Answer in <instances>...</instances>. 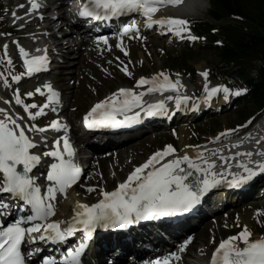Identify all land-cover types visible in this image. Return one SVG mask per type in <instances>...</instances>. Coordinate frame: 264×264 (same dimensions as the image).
<instances>
[{
  "label": "snow or ice",
  "instance_id": "1",
  "mask_svg": "<svg viewBox=\"0 0 264 264\" xmlns=\"http://www.w3.org/2000/svg\"><path fill=\"white\" fill-rule=\"evenodd\" d=\"M28 3L30 6L27 8L26 16L41 7L37 0H28ZM179 3L181 0H83L74 19L106 21L129 17V20L121 21L119 37H131L134 34L135 38H141L140 29L144 28L159 30L162 35L171 34L180 40L202 39L190 34L188 27L190 22L186 19L172 16L157 18L154 15L161 7L175 6ZM23 7V4L18 5V8ZM12 16L14 23L20 18L16 12H13ZM51 18L57 19L56 16ZM19 27L23 28L24 25L21 24ZM94 41L97 46L100 42L104 45L109 44L105 35H96ZM12 43L18 48L24 69L23 72L11 74L12 82H19L22 77H31L33 74L48 70L49 59L46 49L43 54L30 55L17 41ZM116 47L128 55L119 39ZM36 52L40 53L41 49H36ZM0 63L5 65L4 71H0V79L7 89L11 84L9 79L4 78L5 71L12 65V60L8 57L7 44L3 46ZM121 71L131 76L127 65L122 67ZM198 74L203 78V94L200 98L182 94L181 89L186 86L182 84L179 73L175 74L176 79L173 80L166 72L161 71L150 78L141 76L136 79L135 85L141 89L140 91L121 87L94 103L84 114L83 124L88 129L128 127L140 122L143 117L166 116L168 101H173L175 108L179 110L192 100L191 106L196 108L198 99L207 103L217 94H222L227 100L230 95H240L246 91V89L233 91L223 84L210 86L208 81L210 73L207 69ZM42 87L47 91V100L40 105L26 103L18 89L14 93L15 105L22 107L26 118L20 113H13L0 107V217L6 220L10 209L21 207L15 204L17 200L28 210L27 215H21L12 222L5 224L0 220V264H29L32 258L40 254V248L33 246L37 241L51 242L59 246L77 233L82 234L81 239L74 246L67 247L66 251L59 255L58 260L47 255L41 257L40 264H82V253L86 251L87 243L97 228L124 229L138 221L189 213L209 191L218 186L239 188L258 173L264 174V148L261 147H257L255 151L236 150L225 154L227 146L209 152L198 145H185L195 148V154L174 155L177 150L172 145H166L162 150L152 153L143 163L135 166L127 177L110 191L99 185H81L89 194L97 192L96 202L88 204L77 201L70 218L63 221L51 219L56 214L58 196L66 195L68 190L80 181L82 169L75 162L66 125L60 123L58 119H52L44 126L30 123L42 116L46 108H51L53 112L57 111L55 105L59 103L60 93L47 83ZM34 91L44 95L41 87H36ZM146 93H161L162 98L153 103H145L142 97ZM164 93L170 94L163 95ZM24 95L33 97L34 92L28 91ZM4 103L9 104L11 101L5 100ZM248 123L250 120L237 125L234 129H225L212 137L210 142L227 139ZM49 129L52 132L63 129L65 132L64 136L52 139L50 147V138L45 135ZM28 133H32V136ZM37 135L38 140L33 138ZM249 139L250 136H245L232 144L231 148L239 149ZM262 143L264 136L255 141L257 146ZM41 146L45 150L34 151ZM42 163L46 164V175L40 174L45 181L43 185L38 182L40 177L33 174ZM256 215H261V210H256ZM190 242V237L185 238L176 251L158 257L150 264H171L173 260L179 262L182 258L180 254ZM209 264H264V235L252 238L251 231L244 226L238 233L219 241L211 252Z\"/></svg>",
  "mask_w": 264,
  "mask_h": 264
},
{
  "label": "rangeland",
  "instance_id": "2",
  "mask_svg": "<svg viewBox=\"0 0 264 264\" xmlns=\"http://www.w3.org/2000/svg\"><path fill=\"white\" fill-rule=\"evenodd\" d=\"M0 3L3 7L2 12L5 13L3 14L4 22L7 27H11L14 23V17L12 16L13 7L17 6V3L15 0H0ZM208 9V0H184L178 5L165 9V14H162V16L167 17L172 15L173 17L186 19L190 22L188 27L191 29L190 24L192 22L207 20L205 15ZM31 21L26 24L22 22L17 23V20H15L14 24H16V29H19L17 35L19 38V45L24 48L26 47L29 54L32 55L37 54L36 49L40 47L44 48L48 45L49 48L55 50L56 47L52 45V39H50L48 35H44L36 30L37 26L33 25L36 21L34 19ZM21 24L24 25L26 32L28 28L29 32L33 30V32H31L32 34L27 32L24 33L26 37L22 36L23 30L19 27ZM157 33L159 32L155 31L154 34ZM34 35L35 37H33ZM167 35L176 38L171 34ZM1 36L6 38L7 35H0V37ZM201 37L202 39L190 41L191 44L186 43L187 45L173 44L169 40L156 39V37L152 38L148 35H141V38H135L134 35L122 38L116 35V37L114 36L108 39L110 40L108 45H104L100 42L99 46L96 45L94 40H91L88 41L86 47H81L80 53L82 59L77 60L76 58L75 60L77 61L74 62V64L70 56L73 55L76 45L78 46L80 43L68 44L70 46L68 55L70 56L65 62H70L71 64L69 63L70 65L68 66L59 67V69L55 70L54 73L50 74L47 78L49 82L54 83L58 88L59 93L66 103L65 112L61 117L62 121L74 125L80 113L85 112L95 101L104 99L108 94L115 92L118 88L123 86L138 91L134 86L137 78L141 76H152L161 71L166 72L173 80L176 79V73L180 74L181 82L186 86L181 89L182 94L191 95L197 90L202 89L203 78L198 73L207 69L212 77L213 69L215 67H220L221 64L217 55V48L219 45L216 41L211 42L207 34L198 36V38ZM118 39L122 42V46L127 51L128 55H125L123 51L116 47ZM11 40L12 39L4 42L5 39H2L0 41V50L3 53V46L5 44L8 45V57L14 60V63L8 66V69L14 70L18 69V60L16 56L19 55V51ZM3 42L4 44H2ZM64 43L65 41H63L62 44ZM56 50L58 51L57 48ZM68 55L56 54L54 57L58 58L59 61H63L64 58H61H66ZM0 57H2L1 52ZM117 57L119 59H117ZM125 65H127L131 76L121 71V68ZM3 69V64L0 63V71H4ZM191 71H194V73ZM4 78L8 79L7 73H5ZM216 82L217 81L214 80V84ZM17 87H14L13 90L16 92L18 89L21 98L24 99L25 102H27L29 98L32 99L30 103L39 105L38 99L24 95V93L29 91L31 87L30 84ZM10 95L11 92L8 91V89L3 90L2 79H0V107H4L13 113H20L11 103H4L5 100L10 99ZM221 97L222 96L215 97L212 101H219ZM153 99L154 98L147 97L143 101L145 103H150ZM244 109L245 107L241 104L233 109L222 112L219 116H207L198 124L192 126L180 125L174 129L160 131L153 135L138 139L129 145V150L120 158L118 156V150L115 156L113 155L108 159L103 157L99 161L94 160L91 163L93 177L86 176L82 185L112 187L116 181L123 179L124 174H126L133 165H138L145 161L150 153L154 152L156 149H161L164 145L174 146L177 150L176 154L180 155L182 153L183 155L184 153H188L194 155L196 152L195 148L185 147V145H201L200 147H203L204 143H208L212 137H215L223 130L234 129L237 125L244 124L242 117L246 115L245 112L248 113V111H250L245 109L243 112ZM253 141L254 140H247V142L244 143L245 146L247 145L246 150H250L251 148H254L252 151L256 150L257 146L254 145L255 143ZM232 143L228 140L222 143L223 146H227L225 154L233 151V148H231ZM214 146L216 145L211 144L203 148L209 151H214L216 148H219V145L216 146V148H214ZM261 148H264V145L261 146ZM236 150L237 149H235V151ZM233 170H235V168ZM254 189H256V186H254ZM88 197L85 187L75 189L66 198L58 202V213L64 215L67 212L64 208H68L73 201H81ZM258 209L261 210V215L259 216L256 215V210ZM208 222L202 225L204 227L203 230V227L197 229V233L192 238L194 244L190 248L189 254H187L188 263L201 264L207 257V253L220 239L238 233L244 226L249 228L252 233V238L264 235V198L237 206L230 211H224Z\"/></svg>",
  "mask_w": 264,
  "mask_h": 264
},
{
  "label": "trees",
  "instance_id": "3",
  "mask_svg": "<svg viewBox=\"0 0 264 264\" xmlns=\"http://www.w3.org/2000/svg\"><path fill=\"white\" fill-rule=\"evenodd\" d=\"M209 2L210 22L195 26L198 33L211 34L210 41L217 37L222 42L217 55L223 65L212 77L247 87L245 109L250 111L242 118L254 117L264 111V0Z\"/></svg>",
  "mask_w": 264,
  "mask_h": 264
},
{
  "label": "bare ground",
  "instance_id": "4",
  "mask_svg": "<svg viewBox=\"0 0 264 264\" xmlns=\"http://www.w3.org/2000/svg\"><path fill=\"white\" fill-rule=\"evenodd\" d=\"M22 1V0H21ZM21 1H19V2H21ZM21 3H23V2H21ZM51 8H53V4H51V3H49L48 5H47V10L48 9H51ZM44 12V11H43ZM47 12V11H46ZM56 17H57V19H52L51 17H50V19H48L47 18V20H44V19H42V20H37V22H34V26H37L38 27V30H45V31H47L48 33H49V38L50 39H52V45H54V47H56L57 49H58V52L60 53V54H68L69 52H70V46L68 45L69 43H67V42H65L64 44H62L61 43V41H62V39H64V41L65 40H70L71 38H72V34H74V33H72L70 30L69 31H67V30H63V24L62 23H64L66 20H65V18H64V16L62 15V14H60V15H58L57 13H56V15H55ZM32 22V21H31ZM30 23V22H29ZM27 24V23H26ZM30 25V24H29ZM29 27V26H28ZM31 27V26H30ZM27 28V27H26ZM27 32H29V28H28V31ZM27 32H25V33H27ZM31 32H33V30L31 31ZM31 32H29V33H31ZM57 32H59V34L60 35H62L61 36V38L60 39H58L57 38ZM159 33H157L158 35H160V31H158ZM20 33V32H19ZM38 33V32H37ZM32 34V33H31ZM22 36H23V34H22ZM39 36V35H38ZM26 37V36H25ZM33 37H35V35L33 36ZM23 39V38H22ZM21 39V40H22ZM25 39V38H24ZM29 39V38H28ZM31 40V39H30ZM125 40V39H124ZM27 41V40H26ZM22 42V41H21ZM24 43V42H23ZM88 45V40H86L85 38H83L82 40H81V42H80V44L77 46L76 45V47H75V50H74V52H73V55L72 56H70V58H72V60H73V64H74V62H76L77 60H79V59H82V55H81V53H80V51H81V47L83 46H87ZM49 46V45H48ZM56 48H55V51L57 52V50H56ZM27 49V48H26ZM59 57V56H58ZM77 58V60H75ZM70 62H63V64H62V66H68V65H70L69 64ZM60 67V66H59ZM210 84V83H209ZM210 86H216V85H213V84H210ZM203 94V93H202ZM220 95L221 94H217V96L216 97H220ZM202 96V95H201ZM213 99H215V97H213L212 98V100ZM212 100H210L209 102H207V103H204V101L202 100V99H200V101H198V104H197V106L198 105H200V107H199V109L201 110L202 109V107L203 108H206L207 106H210L211 108H213V109H215V108H217L218 107V105H217V103H215V101H212ZM217 101V100H216ZM199 110V111H200ZM71 126L73 127V131H75L76 129H77V127L76 126H74L73 124H71ZM155 133H158V132H155ZM248 136H252V137H254V143H255V141L256 140H259L260 139V137H262V136H264V117L259 121V123L257 124V126L253 129V130H251L250 131V133H249V135ZM224 142V141H223ZM113 143H115L117 146H119V158L120 157H122V155L124 154V153H126L128 150H129V146L128 147H126V146H122L120 143H118L117 141H114ZM217 144H219V142H217L215 145H217ZM257 146V145H256ZM262 146V144L261 145H259V146H257V147H261ZM125 147V148H124ZM131 148V147H130ZM231 152V151H230ZM233 152V151H232ZM124 157V156H123ZM109 157H106L105 159H108ZM102 166V165H101ZM233 169H234V166H233ZM102 170V169H101ZM222 195H220V197H221ZM236 196H238V194L236 193V194H234V199L236 198ZM254 197V195H250L249 196V198H253ZM262 198H264V195L262 196ZM257 199V198H256ZM259 199H261V198H259ZM71 201V200H70ZM70 205V204H69ZM70 207V206H69ZM64 208V210H66V211H68L69 212V210H70V208ZM207 209V208H206ZM205 209V210H206ZM204 224V223H203ZM202 224V225H203ZM199 225H201V224H199ZM200 226L198 229H201L203 226ZM204 229V227L202 228V230ZM194 237V236H193ZM106 253H108V252H106ZM109 254H111V252L109 253ZM110 256V255H109ZM113 256V254H111V256L109 257V258H113L112 257ZM107 257H108V254H107ZM107 257L105 258V260H104V262L106 261V259H107ZM103 261V260H102ZM100 264H101V262H100Z\"/></svg>",
  "mask_w": 264,
  "mask_h": 264
}]
</instances>
